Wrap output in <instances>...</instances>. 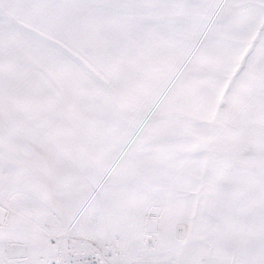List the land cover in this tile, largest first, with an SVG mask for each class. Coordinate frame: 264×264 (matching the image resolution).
Instances as JSON below:
<instances>
[{
	"label": "snow or ice",
	"instance_id": "1",
	"mask_svg": "<svg viewBox=\"0 0 264 264\" xmlns=\"http://www.w3.org/2000/svg\"><path fill=\"white\" fill-rule=\"evenodd\" d=\"M0 264H264V0H0Z\"/></svg>",
	"mask_w": 264,
	"mask_h": 264
}]
</instances>
